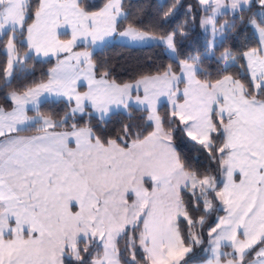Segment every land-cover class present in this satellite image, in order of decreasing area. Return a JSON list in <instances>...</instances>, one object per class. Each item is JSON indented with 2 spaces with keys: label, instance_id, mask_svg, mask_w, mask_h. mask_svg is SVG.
Listing matches in <instances>:
<instances>
[{
  "label": "snow or ice",
  "instance_id": "obj_1",
  "mask_svg": "<svg viewBox=\"0 0 264 264\" xmlns=\"http://www.w3.org/2000/svg\"><path fill=\"white\" fill-rule=\"evenodd\" d=\"M181 7L146 24L125 0H0V264H264V0H195L164 30ZM114 44L172 63L120 82L94 58Z\"/></svg>",
  "mask_w": 264,
  "mask_h": 264
},
{
  "label": "trees",
  "instance_id": "obj_2",
  "mask_svg": "<svg viewBox=\"0 0 264 264\" xmlns=\"http://www.w3.org/2000/svg\"><path fill=\"white\" fill-rule=\"evenodd\" d=\"M92 3L96 5H101L103 0H91ZM128 11L138 14L140 19L144 23L158 22V13L159 5L161 3L166 6L171 3V0H164L160 2L159 0H125ZM183 7L179 8L174 18L163 24L162 27L164 30H171L178 23L182 22L184 19V13L186 11L188 4H195V0H181ZM164 10H167L165 7ZM224 18L220 19V22H223ZM205 36L202 33L201 29L197 25L194 29L189 31V34L186 37H177V44L182 53H187L189 51H195L200 49L202 51L204 44ZM255 43V36L252 33L250 28L243 29L239 34H229V38L224 41V47L233 46L234 48H241L244 46H253ZM81 49V48H80ZM222 48L217 50V55ZM0 55V59H2ZM94 58L97 60H107L110 66L113 68V76L122 82L130 80L133 76L141 71H148L154 69L156 66H166L168 63H172L169 59L168 54L165 51L164 46L159 47H142V48H133V47H124L120 44H114L111 47L105 48L102 52L97 51L94 55ZM56 63V59H51L43 61L36 59L29 62V70L32 72V75L23 79L24 83H30L31 81H39L41 79H46V73L49 68L53 67ZM205 67L215 76L216 63L214 60H208L205 63ZM235 71V70H234ZM20 81H13V87H15ZM0 87H3L2 82H0ZM11 90L10 88L0 91V104H4L3 99L4 92ZM64 109V104H46L42 107V111L55 110L56 112H61ZM85 117L84 123L87 121ZM115 119H124V117H114ZM94 123V122H93ZM182 151L190 154L197 155L195 149L191 144L185 142L182 146ZM219 213L213 212L209 217V220H213V217ZM199 255V253L197 254ZM191 260V259H190ZM192 261V260H191Z\"/></svg>",
  "mask_w": 264,
  "mask_h": 264
},
{
  "label": "rangeland",
  "instance_id": "obj_3",
  "mask_svg": "<svg viewBox=\"0 0 264 264\" xmlns=\"http://www.w3.org/2000/svg\"><path fill=\"white\" fill-rule=\"evenodd\" d=\"M160 2H162V1H164V0H159ZM217 215H219V214H217ZM217 215H215V217L217 216ZM215 217H213V219H215ZM198 253H200V248L199 247H196V248H194V250H193V253L192 254H189L190 256H193V255H197ZM185 259H188L189 260V264H198V262L197 261H195V260H190L189 259V257H185ZM181 264H184V262L183 261H181Z\"/></svg>",
  "mask_w": 264,
  "mask_h": 264
},
{
  "label": "crops",
  "instance_id": "obj_4",
  "mask_svg": "<svg viewBox=\"0 0 264 264\" xmlns=\"http://www.w3.org/2000/svg\"><path fill=\"white\" fill-rule=\"evenodd\" d=\"M82 49H83V46H80V47H77L76 49H74V51H80ZM38 59L43 60V61H47V60H51V59H56V57H40ZM29 114L31 115L32 113H29ZM220 214H223V213H219V215Z\"/></svg>",
  "mask_w": 264,
  "mask_h": 264
}]
</instances>
